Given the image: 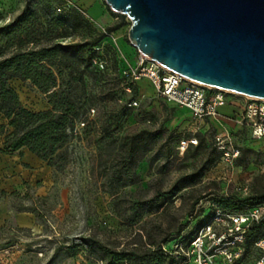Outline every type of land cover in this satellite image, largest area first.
<instances>
[{
    "label": "rangeland",
    "instance_id": "374dc122",
    "mask_svg": "<svg viewBox=\"0 0 264 264\" xmlns=\"http://www.w3.org/2000/svg\"><path fill=\"white\" fill-rule=\"evenodd\" d=\"M72 1L81 10L58 12L64 0H0V28L29 10L38 17L37 47L93 41L106 34L97 44L103 49L96 50V54L107 61L104 70L92 64L85 70L84 81L74 84L81 107L80 119L85 120L86 125L78 128L80 122L77 123V133L64 148L68 162L62 169L52 168L35 156L26 158L24 154L2 151L0 264H101L80 237L92 236L109 247L122 249L141 244L136 233L144 225L155 229L159 239L179 230L187 235L199 220L220 210L221 197L241 199L246 196L242 191L245 186L253 197L264 191V139L253 138L249 130H242L235 122L238 106L234 103L242 105L245 96H228L229 105L236 106L233 115L232 107L227 105L219 108L217 118L212 119L208 128L205 123H196L188 110L167 104L149 80L132 82L129 79L127 73L134 69L139 51L129 40L132 22L127 15L112 11L105 0H96L105 13L94 19L90 11L91 15L80 6L81 0ZM60 17L64 18L65 25L56 32L58 37L42 38V31L47 29L46 21ZM116 27L119 28L110 30ZM13 50L5 49V42H0L4 55H10ZM71 63L80 67L77 73L84 65L79 56L73 57ZM68 72L66 70L59 80L64 87L70 79ZM132 83L136 92L130 87ZM10 85L27 109L41 112L51 108L47 94L30 81L16 78ZM132 98L139 100V106L131 108L130 114L118 123L116 114L129 106ZM103 123L109 127L106 132L102 130ZM5 124L0 114L3 139L11 131L1 128ZM161 124L156 149L164 144L170 157L153 166L143 160L137 167L135 183L125 185L131 175L120 172L116 162L121 139L143 128L157 129ZM199 133H205L207 142L211 137L224 136V144L238 148L242 160L227 164L218 159L194 187L184 189L159 212L146 214L139 222H121L118 213L126 209L130 201L154 199L158 192L168 191L179 177L200 169L209 155L217 157V152L209 154L207 146L206 149L196 147ZM194 140L197 143H193ZM182 141L188 142L185 150L180 148ZM246 162H249L247 166ZM16 176L21 179L13 181ZM259 202L253 200L249 209L257 207ZM247 212L245 208L233 215ZM229 224L227 220L218 225L217 230L224 232ZM141 233L144 235L145 231ZM261 234L264 238V230ZM142 241H145L144 236ZM263 253L261 248L249 245L242 262L255 264Z\"/></svg>",
    "mask_w": 264,
    "mask_h": 264
},
{
    "label": "trees",
    "instance_id": "16d2710c",
    "mask_svg": "<svg viewBox=\"0 0 264 264\" xmlns=\"http://www.w3.org/2000/svg\"><path fill=\"white\" fill-rule=\"evenodd\" d=\"M64 4V3H63ZM62 4V5H63ZM81 10L79 5L69 11ZM37 15L29 10L24 11L13 23L0 28V42H5V49L13 48L10 55H4L0 51V114L6 120L2 129L8 127L11 129L5 136L2 151L5 153L20 152L22 149H28L32 154L46 164L57 170L62 169L68 162L67 153L64 148L68 145L73 135L77 132V123L80 119L81 107L75 93L74 84H80L84 81V73L92 65L96 54L97 45L106 34H101L97 39L87 42H75L65 45L58 43L47 46L37 47L39 42L37 28ZM47 29L42 31V38L52 40L57 38L56 32L65 25L63 17L51 18L46 21ZM119 27L110 29L117 30ZM33 44V47H29ZM79 56L83 60V68L77 73L76 64L71 63L72 58ZM69 70L68 86L59 83L64 72ZM28 80L34 84L42 93L47 94L51 108L41 112H33L24 107L20 101L18 93L11 87L12 79ZM132 91L136 92L133 83L130 85ZM136 100L132 98L131 101ZM131 106L127 105L121 112L116 114L117 121L127 117L130 114ZM117 123V124H118ZM103 132L109 127L103 123ZM162 124L157 129L143 128L131 134L125 135L121 140L120 149L116 155V162L120 172L125 175H131V179L125 185L135 183L134 177L140 162L143 160L153 166L157 161L168 159L170 151L161 144L156 146L161 138ZM197 148L204 147L207 151L217 152V157H209L203 162V165L196 172L179 177L168 191L158 192L154 199H137L130 201L126 209L119 212L121 222L135 223L139 222L146 214H152L162 210L171 199L177 196L184 189L194 187L204 174L209 171L218 162L222 156V151L218 150L215 138L211 137L207 142L205 133H199ZM237 161L242 160V155ZM249 162L245 163L247 166ZM260 200L258 206L264 201V191L258 197L251 195L241 199L231 196H223L218 200V207L227 214L239 213L251 206L252 201ZM214 215L204 217L197 222L192 231L185 235L179 230L170 235L159 239V235L153 228L141 226V231L136 233L141 240L140 245L115 249L109 247L102 241L92 236L80 237L82 244L86 246L93 254H96L101 264H180L172 254H166L163 246L170 241L181 237L180 242L185 247L195 238L199 229L206 225ZM264 230V217L253 225L246 232V242L244 245V254L247 246L255 245L262 238ZM143 236L145 241H142ZM247 244V245H246Z\"/></svg>",
    "mask_w": 264,
    "mask_h": 264
},
{
    "label": "water",
    "instance_id": "95a60500",
    "mask_svg": "<svg viewBox=\"0 0 264 264\" xmlns=\"http://www.w3.org/2000/svg\"><path fill=\"white\" fill-rule=\"evenodd\" d=\"M137 50L208 87L264 99V0H105Z\"/></svg>",
    "mask_w": 264,
    "mask_h": 264
},
{
    "label": "built area",
    "instance_id": "2783aa9c",
    "mask_svg": "<svg viewBox=\"0 0 264 264\" xmlns=\"http://www.w3.org/2000/svg\"><path fill=\"white\" fill-rule=\"evenodd\" d=\"M72 8H77V5L72 0H64V4L57 10L66 12ZM101 49L103 46L96 48L98 51ZM92 64L100 70L107 67V61L100 56L95 57ZM127 75L132 82L149 80L167 104L188 110L193 121L202 123L201 125L205 123L207 128L212 119L217 118L219 108L228 103V96L238 94L187 79L140 52L137 54L134 69ZM245 97L246 101L241 105L235 122L242 130H249L253 138L264 139V99ZM129 105L137 108L139 100H133ZM79 124L78 128L84 127L86 122L82 120ZM201 125H199L200 131ZM214 138L217 147L222 151L221 161L227 164L233 163L239 157L240 150L232 146L227 147L224 144V136L217 135ZM192 142L197 143V140ZM187 145V141H182L181 150H185ZM242 191L249 196L247 186L243 187ZM249 208L250 206L247 205L246 209L249 212L242 215L217 211L212 219L199 229L188 246L182 245L181 237H178L163 246L165 253L179 259L180 264H243L246 232L253 223L259 222L264 217V201L251 210ZM227 220L231 223L228 228L224 232L218 231L217 226ZM255 246L264 250V238L259 239ZM255 264H264V253Z\"/></svg>",
    "mask_w": 264,
    "mask_h": 264
},
{
    "label": "crops",
    "instance_id": "0c3cea01",
    "mask_svg": "<svg viewBox=\"0 0 264 264\" xmlns=\"http://www.w3.org/2000/svg\"><path fill=\"white\" fill-rule=\"evenodd\" d=\"M80 6L82 7V8H84V9H87L88 10V13H89V11H90V13L92 14H90L94 19H97V18H100V17H102L103 15H104V13H105V9H104V7L100 4V2H98V1H96V0H81V2H80ZM234 104H236L237 106H238V112L237 113H239V111H240V109H241V105L239 104V103H234ZM231 106V105H229V103H227L226 105H224V106ZM223 107V106H222ZM232 107V112H231V114L233 115L234 114V112H235V108L234 107H236V106H231ZM237 115V114H236ZM234 117V116H233ZM8 128V127H7ZM4 139H3V136L2 135H0V157H1V154H2V149H3V146H4ZM15 154L17 153H19L20 154V152H14ZM22 154H24V157L26 156V158H29V157H31V156H35L34 154H32L28 149H26V148H23L22 149ZM36 157V156H35ZM37 159H39L38 157H36ZM40 160V159H39ZM42 161V160H41ZM0 179H1V176H0ZM15 179H21L19 176H16V177H13V181L15 180ZM0 183H1V180H0Z\"/></svg>",
    "mask_w": 264,
    "mask_h": 264
}]
</instances>
